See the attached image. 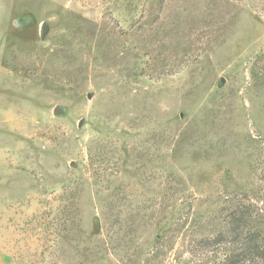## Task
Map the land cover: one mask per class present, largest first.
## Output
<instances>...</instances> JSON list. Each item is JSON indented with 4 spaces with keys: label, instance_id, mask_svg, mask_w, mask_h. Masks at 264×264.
<instances>
[{
    "label": "rangeland",
    "instance_id": "374dc122",
    "mask_svg": "<svg viewBox=\"0 0 264 264\" xmlns=\"http://www.w3.org/2000/svg\"><path fill=\"white\" fill-rule=\"evenodd\" d=\"M244 196L264 212V0H0L6 264H219Z\"/></svg>",
    "mask_w": 264,
    "mask_h": 264
},
{
    "label": "trees",
    "instance_id": "16d2710c",
    "mask_svg": "<svg viewBox=\"0 0 264 264\" xmlns=\"http://www.w3.org/2000/svg\"><path fill=\"white\" fill-rule=\"evenodd\" d=\"M244 199L245 196L231 197L224 201L221 209L224 229L214 239H207L208 245L214 240L216 245L229 246L219 264H264V212L258 205L259 202L263 205V201L244 202Z\"/></svg>",
    "mask_w": 264,
    "mask_h": 264
},
{
    "label": "crops",
    "instance_id": "0c3cea01",
    "mask_svg": "<svg viewBox=\"0 0 264 264\" xmlns=\"http://www.w3.org/2000/svg\"><path fill=\"white\" fill-rule=\"evenodd\" d=\"M0 264H6L1 256H0Z\"/></svg>",
    "mask_w": 264,
    "mask_h": 264
}]
</instances>
